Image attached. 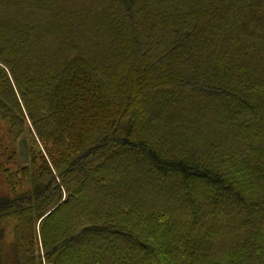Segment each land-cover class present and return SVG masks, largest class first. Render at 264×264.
Instances as JSON below:
<instances>
[{"label": "trees", "instance_id": "1", "mask_svg": "<svg viewBox=\"0 0 264 264\" xmlns=\"http://www.w3.org/2000/svg\"><path fill=\"white\" fill-rule=\"evenodd\" d=\"M0 178V264H264V0H0Z\"/></svg>", "mask_w": 264, "mask_h": 264}, {"label": "rangeland", "instance_id": "2", "mask_svg": "<svg viewBox=\"0 0 264 264\" xmlns=\"http://www.w3.org/2000/svg\"><path fill=\"white\" fill-rule=\"evenodd\" d=\"M21 149V162L24 164L27 162V160L29 159V152L28 150L25 149L24 145H21L20 147ZM5 190V186L2 183V180L0 178V191H4Z\"/></svg>", "mask_w": 264, "mask_h": 264}]
</instances>
